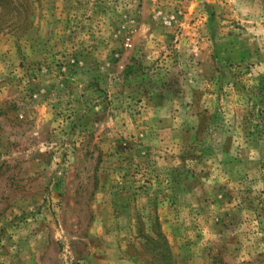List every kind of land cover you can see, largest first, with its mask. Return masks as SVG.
<instances>
[{
    "label": "rangeland",
    "instance_id": "rangeland-1",
    "mask_svg": "<svg viewBox=\"0 0 264 264\" xmlns=\"http://www.w3.org/2000/svg\"><path fill=\"white\" fill-rule=\"evenodd\" d=\"M7 16L0 264H264V0Z\"/></svg>",
    "mask_w": 264,
    "mask_h": 264
},
{
    "label": "trees",
    "instance_id": "trees-1",
    "mask_svg": "<svg viewBox=\"0 0 264 264\" xmlns=\"http://www.w3.org/2000/svg\"><path fill=\"white\" fill-rule=\"evenodd\" d=\"M19 4V0H0V9H10V10H16L17 5ZM4 20L5 24H2L0 26V31L3 29H12L16 25V17L13 16H7L5 18H2L1 21Z\"/></svg>",
    "mask_w": 264,
    "mask_h": 264
}]
</instances>
